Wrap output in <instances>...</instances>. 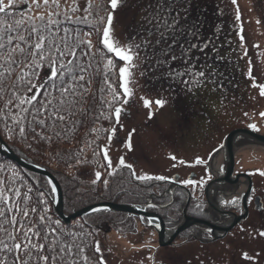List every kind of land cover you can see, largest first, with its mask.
<instances>
[{
	"label": "rangeland",
	"instance_id": "obj_1",
	"mask_svg": "<svg viewBox=\"0 0 264 264\" xmlns=\"http://www.w3.org/2000/svg\"><path fill=\"white\" fill-rule=\"evenodd\" d=\"M29 2L35 6L32 0ZM49 2L51 5V0ZM40 3L43 5V0ZM59 5V11H69L74 6L79 10L90 7L95 17H90L93 28L88 39L92 44L103 38V32L109 28L107 14H111L113 19L109 35L123 46H127L129 41L140 43L142 38H146L143 31L148 27L146 17L157 7L156 0H124L115 10L110 0H59ZM187 21H195L201 26L204 40L211 37L214 49H206L210 56L207 63L211 66L210 70L221 74L218 79H221L224 89L214 90L213 84L208 83L202 88L188 91L182 83L173 82L166 75L167 68H156L157 56L151 47L147 53L141 51L139 66L132 69L133 77L127 84L130 91L127 103L123 101L118 106L121 110L119 120L115 113L114 117L110 116L113 99L105 100L108 115L100 128L103 136L110 135V140L99 147L100 136L95 135L93 145L89 147L84 144L80 150L83 161L77 166L82 168L88 184H95L99 179L100 186H106L104 179L97 178L95 174L107 169V165L103 163L95 168L84 164L101 159L102 150L107 149V157L112 161L110 170L116 172L122 168L119 160L123 158L124 165L131 164L139 177H153L149 183L156 186L151 191L154 195L161 194L166 187L160 186V181L154 179L156 176H164L171 181L173 177H188L193 173L204 178L222 175L225 154L221 147L231 131L253 130L249 125L256 124L259 134L264 135V117L259 115L264 113V96L259 94L256 86L264 84V0H236L235 4L233 0H192ZM179 51L177 47V55ZM192 55L200 57L198 64L205 63L203 53L194 50ZM172 67L182 69L184 64L177 60ZM122 85L124 88L123 79ZM145 99L152 102L151 106H145ZM158 99L166 102L163 107L155 104ZM95 129L99 130V127ZM234 150L235 174L246 172L256 180L264 178L260 174L264 172V145L242 137L236 142ZM46 157L50 161L49 156ZM74 167L65 170L62 166L65 171L62 170L57 177L64 179L66 173L73 176L77 173ZM102 174L107 181L108 172L103 171ZM120 177L122 175H117L111 184L114 190L116 184L121 183ZM145 220L133 221L130 233L125 229L99 237L100 251L106 264H171L163 262L161 257L164 251L155 250L152 245L157 240L152 229L158 228V223L150 222L144 227ZM248 227L252 228L245 226ZM260 243L258 241L260 246L246 243L238 250L232 247L226 253L225 248L217 244L206 250L208 252L200 249L197 253L201 256V251H204L202 258L213 252L214 259L209 260L213 264H226L228 261L230 264H264V249ZM240 252H250L260 260L255 263L242 262Z\"/></svg>",
	"mask_w": 264,
	"mask_h": 264
},
{
	"label": "snow or ice",
	"instance_id": "obj_2",
	"mask_svg": "<svg viewBox=\"0 0 264 264\" xmlns=\"http://www.w3.org/2000/svg\"><path fill=\"white\" fill-rule=\"evenodd\" d=\"M20 2L24 3L25 0ZM32 2L37 9L42 7L40 0H32ZM123 2L124 0H110L113 10ZM191 2L192 0H156L155 11H150L146 17L148 27L143 29L146 38H142L140 43L129 41L127 46L121 45L109 35L113 19L109 14L107 19L109 28L103 32L102 42L106 54L111 57L108 60V67L119 68V75L124 80L125 96L130 95L127 84L133 77L132 69L139 66V53L141 51L147 53L150 47L157 56L156 68H167L166 75L173 82L182 83L186 90L193 91L208 83L213 84L214 90L224 89V84L218 79L221 74L210 70L211 66L207 63L210 56L206 49L210 47L214 49L211 37L204 40L201 26L195 21H187ZM233 3L235 4L236 0H233ZM16 7V0H7V3L5 0H0V16L5 17L0 19V76L5 73L11 75L16 69H20L19 81L8 94L9 98L2 110L5 115L0 116V121L4 122L7 132H13L15 128L20 136L25 137L26 125L29 123L39 125L43 129L49 118L55 124L56 120L64 121L66 117L73 115L71 106L76 103V98L87 90L85 85L89 83L84 75L87 68L81 61L89 56L92 43L90 39L82 38L81 35L69 39L72 32L63 25L72 23V18L68 11L63 13L59 11V0H51V5L49 0H43V7L51 10L39 16L31 14L26 21L24 18L15 19ZM149 7L151 8L152 5ZM78 10V7L74 6L71 12L75 13ZM181 13L184 15L182 16ZM236 18L239 20V15ZM77 20L87 22V16L78 17ZM177 47L180 50L179 55L176 54ZM194 50L203 53L204 64L197 63L200 57L192 55ZM244 54H247L246 51ZM177 60L184 64L182 69L172 67ZM45 69L44 77L41 78L40 72ZM256 86L259 94L264 96V84ZM21 88L25 90L20 91ZM5 92L3 85H0V99ZM124 102L127 103V99ZM144 103L145 106H151L152 102L145 99ZM165 103L163 99L155 101L159 107H163ZM120 115L121 110L117 108L115 111L117 120ZM259 115L264 117V113ZM28 116L32 117L31 121H28ZM9 120L12 122V127L8 124ZM249 127L259 131L256 124H250ZM31 131L35 132V126ZM104 156L107 165L111 167L112 161L107 157V149L104 150ZM119 163L125 164L123 158ZM126 166L132 169L131 164ZM260 174L264 175V172ZM95 175L99 178L101 173L97 172ZM137 178L149 180L153 177L145 175ZM154 179L164 181L167 178L156 176ZM104 183L106 185L107 181ZM182 183L195 184L196 181L189 179ZM52 190L55 191V186ZM7 191H11L15 197H21L20 191L14 187L0 189V231H3L7 237V240L0 239V253L12 256V264H79L77 257L85 251L82 246L84 241L82 240L81 243L68 241L67 237L75 234L64 229L59 220H51L44 215L39 216L36 224L29 223V210L21 207L20 202L9 204ZM22 200L23 197L21 202ZM239 200L240 197H235L230 203L236 205ZM10 211L14 213L11 217L8 216ZM31 211L35 213L36 209L33 208ZM17 214L24 219L18 220ZM152 223L154 224L155 221ZM17 227L19 232L16 231ZM257 235L264 238V231H259ZM17 236L21 237L19 242ZM8 241L12 242L11 247ZM95 251L100 252L98 241L95 243ZM21 253L25 257L23 260L20 259ZM242 256L246 260L252 259L247 253H242ZM33 257H35L34 262ZM84 259L87 260V257L85 256ZM0 264H9V262L0 258ZM99 264H105L102 256Z\"/></svg>",
	"mask_w": 264,
	"mask_h": 264
},
{
	"label": "trees",
	"instance_id": "obj_3",
	"mask_svg": "<svg viewBox=\"0 0 264 264\" xmlns=\"http://www.w3.org/2000/svg\"><path fill=\"white\" fill-rule=\"evenodd\" d=\"M28 1L25 0L24 3H21L20 0H16L15 19L24 18L26 21L31 14L39 16L42 13L47 14L51 10V8H45L43 5L40 9H37L30 2L28 3ZM5 2L7 3V0ZM106 4L110 9L109 2L107 3L106 1ZM65 11L63 9L61 13ZM68 12L71 15L72 23H64L63 26L72 32L69 39H72L75 35H81L82 38L88 39L91 36L90 30L93 28L90 17L92 19L95 18L90 7L89 9L86 8V10H79L78 13H72L71 9ZM85 16H87V22L77 20L78 17L83 18ZM108 16L109 13L107 14V19ZM0 19H5V17L0 16ZM93 33L96 34V32ZM84 34L90 35L85 36ZM102 41L103 38L99 39L96 44H92L89 56L81 61L87 68V72L84 75L85 80L89 81V83L85 85L87 90L83 91L76 98V103L71 106L73 115L66 117L64 121L56 120L55 124L49 118L46 121V127L43 129L39 125L29 123L26 125L25 137L20 136L18 130L15 128L13 132H7L4 122L0 121V136L10 150L21 159L45 169L58 181L63 191L64 214L66 216L86 207L106 202L126 206H144L148 204L151 195H153L151 189L153 186H156L155 183H149V180L138 179L139 175H137L133 166L132 169H129L126 165H123L116 172L110 170L104 159L103 150L101 152V159L96 158L91 164L84 165L95 168L99 164L104 163L105 166L107 165V169L104 168L100 171V178L104 179V181L106 179L102 178V172H108L109 174L107 178L109 184H106V186H100L99 179L95 181V184H88L82 173V168L77 166L78 163L82 164L83 161L82 146L84 144L89 147L92 146L95 135L100 136L99 147H102L103 143L110 140V135L103 136V131L100 128L108 115V109L105 108L107 104L105 103L106 98L113 99L110 109V113H112L110 116L112 117H114L119 104L127 98L124 93L122 78L119 75V68L108 67V60L111 57L106 54ZM45 71L46 69L40 72L41 78L44 77ZM19 72L20 69H16L11 75L5 73L3 76H0V85H3L6 90L3 98L0 99V116L5 115V112L2 110L9 98L8 94L19 81ZM24 90V88L20 89V91ZM31 120L32 117L28 116V121ZM8 124L12 127L11 120L8 121ZM33 126H35V132L31 131ZM96 127H99V130H96ZM10 136L11 138H9ZM46 156H49L50 161H48ZM54 164L55 167H52ZM62 166H64L65 170H70L74 167L77 173L73 176L72 173H66L65 177L63 176L64 179H59L57 175L59 176L62 170H64ZM117 175H122V178H119L121 183L116 184V189L114 190L111 184L115 182L113 180ZM122 180L124 181L122 182ZM159 184L160 186H166L164 181H160ZM12 187L20 191L23 200L21 202V197H15L11 191H7L6 195L9 197L8 203L20 202L21 207L28 209L30 212L29 223L36 224L39 216L44 215L51 218V220H59L64 229L75 234L74 236L67 237L68 241H73L74 243L84 241L82 246L85 248V251L77 257L79 264H99L102 254L101 251L99 253L95 251V243L99 242V237L110 232L120 233L125 229H128L130 233L132 231L131 228L136 222V220L134 221L136 216L133 214L118 213L105 209L92 212L74 220L70 224H66L56 211L55 196L50 181L45 176L30 172L0 154V189ZM29 189L31 190L30 192ZM164 191L162 190V193ZM33 208L36 209L35 213L31 211ZM174 209L173 214L177 215L176 208ZM13 214L10 211L8 216L11 217ZM17 219L23 220L24 218L17 214ZM5 224H7V221H5ZM16 231L19 232L18 227ZM0 239L7 240L3 231H0ZM20 239L21 237L17 236V242ZM61 239H64V237H61ZM8 244L11 247L12 242L8 241ZM85 256L87 260L84 259ZM0 258L12 264V256L0 253ZM20 259H25L22 253L20 254ZM34 261L35 257H33Z\"/></svg>",
	"mask_w": 264,
	"mask_h": 264
},
{
	"label": "flooded vegetation",
	"instance_id": "obj_4",
	"mask_svg": "<svg viewBox=\"0 0 264 264\" xmlns=\"http://www.w3.org/2000/svg\"><path fill=\"white\" fill-rule=\"evenodd\" d=\"M254 132L259 133L258 131ZM224 174L225 170L222 175L210 178H204L194 173L188 177H173L171 181H165V192L151 195L148 204L144 205L147 213L155 214L162 219L168 232L176 231L186 223L184 215L186 207L188 218L222 228L229 227L236 218L242 217L247 212V217L238 222L228 232L219 231L202 224H193L180 233L168 246L159 244L157 230L155 228L152 229L157 235V240L152 245L155 250L164 251L161 257L163 262H171V264H209L211 263L209 260L214 259V253L211 252L202 258L201 256L205 253L204 251L210 247H215L217 244H221V247L225 248V253L227 249L230 251L232 247L238 250L246 243L259 245L258 241L259 243L261 242L260 244L264 249V238H260L257 235L259 231H264V178L256 180L255 177L248 174L251 178L250 188V182L245 177H240L235 184L218 183L217 180L223 178ZM238 174L240 173L234 174L233 179H236ZM242 174L247 173L243 172ZM189 179L195 180L196 183H182V181ZM209 185L210 188L207 191ZM249 190V195L245 198ZM208 196L210 200L207 198ZM235 197H240V200L236 205H232L230 201ZM210 201L217 209L211 205ZM174 208H176L177 215L173 214ZM137 219L139 220L140 218L136 216L134 221H137ZM144 219H146L143 221L144 227H147L150 219ZM245 226H251L252 228H245ZM168 239L166 237L165 242H168ZM200 249L204 250L201 251V256L197 253V250ZM247 254L252 259L246 260L241 256L242 262L255 263L260 260L257 256H252L250 252ZM226 264H230L229 261Z\"/></svg>",
	"mask_w": 264,
	"mask_h": 264
},
{
	"label": "water",
	"instance_id": "obj_5",
	"mask_svg": "<svg viewBox=\"0 0 264 264\" xmlns=\"http://www.w3.org/2000/svg\"><path fill=\"white\" fill-rule=\"evenodd\" d=\"M247 138L255 143H258L260 145H264V135H261L257 132L248 130V129H236L231 131L224 139L223 141V150L225 153V174L223 176V178H221L220 180H217V182H224V183H230V184H235L238 179L240 177H245L249 180L250 182V188H251V178L249 175L247 174H238L236 176V179H233V176L235 174V144L238 140H240V138ZM0 154L2 156H5L6 158L14 161L15 163H17L20 167L33 172V173H37V174H41L44 175L45 177H47L52 185L55 186V191H54V196H55V208L56 211L58 213V215L60 216V218L66 223V224H70L71 222H73L74 220L78 219V218H82L85 215H88L92 212H96L99 210H103V209H108L110 211H114V212H118V213H126V214H134L137 215L139 217H145V218H157L158 219V223H159V227L156 229L157 233H158V240H159V244L161 246H168L170 245L173 240L183 231H185L189 226L193 225V224H202V225H206L209 227H212L213 229H217L219 231H224V232H228L230 231L238 222H240L241 220L245 219L247 217V212L245 213V215H243L242 217H238L235 219V221L229 226V227H216V226H211L210 224L203 222V221H199V220H192L190 218L187 217L186 215V210L187 207L185 208L184 211V215L186 217V223L184 225H182L180 228H178L176 231L173 232H168L165 228V225L162 221V219L160 217H158L155 214H151V213H147L145 211H143L142 209H140L138 206H126V205H120V204H115V203H101L98 205H93L90 207H86L84 209H81L79 211L74 212L73 214L66 216L64 214V196H63V191L61 189L60 184L58 183V181L53 177L52 174H50L48 171H46L43 168L37 167L23 159H21L20 157H18L17 155H15L10 148L7 146V144L4 142V140L1 138L0 136ZM210 185L207 188V191H209ZM250 190L247 192L245 198H247V196L249 195ZM209 200V196L207 197ZM211 205L214 206L215 209H217L215 207V205L210 201ZM192 220V221H191ZM169 235V239L168 242H165L167 234Z\"/></svg>",
	"mask_w": 264,
	"mask_h": 264
},
{
	"label": "bare ground",
	"instance_id": "obj_6",
	"mask_svg": "<svg viewBox=\"0 0 264 264\" xmlns=\"http://www.w3.org/2000/svg\"><path fill=\"white\" fill-rule=\"evenodd\" d=\"M153 221H155V222H156V219L154 218V219H153ZM169 235H170V234L168 233V234H167V237H169Z\"/></svg>",
	"mask_w": 264,
	"mask_h": 264
}]
</instances>
